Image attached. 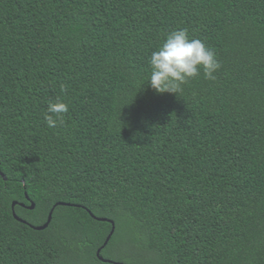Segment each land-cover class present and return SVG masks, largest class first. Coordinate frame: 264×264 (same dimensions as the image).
<instances>
[{"label":"trees","instance_id":"16d2710c","mask_svg":"<svg viewBox=\"0 0 264 264\" xmlns=\"http://www.w3.org/2000/svg\"><path fill=\"white\" fill-rule=\"evenodd\" d=\"M178 29L221 68L157 94ZM0 172V264H264V0H0Z\"/></svg>","mask_w":264,"mask_h":264},{"label":"clouds","instance_id":"9594fccd","mask_svg":"<svg viewBox=\"0 0 264 264\" xmlns=\"http://www.w3.org/2000/svg\"><path fill=\"white\" fill-rule=\"evenodd\" d=\"M151 73L147 82L157 94L182 92V86L201 74L205 79L215 80V73L221 68L216 53L200 39H189L186 29L168 33L161 46L151 53ZM68 105L59 99L49 102L45 122L55 128L63 123V114Z\"/></svg>","mask_w":264,"mask_h":264},{"label":"water","instance_id":"95a60500","mask_svg":"<svg viewBox=\"0 0 264 264\" xmlns=\"http://www.w3.org/2000/svg\"><path fill=\"white\" fill-rule=\"evenodd\" d=\"M0 176L3 178V180H5V176H4L1 172H0ZM25 199H26V201L29 203V206L26 207L24 204H18L17 202H13V203H12V206H11V207H12V210H13V217L15 218L16 221H18V222H20V223H23V224H26V223H25L24 221H22L21 219H19V218L15 215V213H14V207H15L16 205H19L20 207H22V208H26V209H28V210H33V209L35 208L34 203H33L32 201H30V199L28 198L27 194H25ZM57 206H69V205H67V204H63V203H58V204H56V205L52 208L51 212L49 213L46 223H45L44 225L40 226V227H32V228H33L34 230H36V231H43V230H45V229L49 226V224H50V222H51V219H52V213H53V210H54L55 207H57ZM93 219H96L97 221H108V220H106V219L94 218V217H93ZM108 223L111 224L112 229H111L109 235L107 236V238H106V240H105L103 246H102V247L97 251V253H96L98 260L101 261V262H104V263H111V262L105 260L104 258H102V257L100 256V252H101L102 249H104V248L107 246V244H108V242L110 241V239H111V237H112V235H113V233H114V230H115V227H114L113 222L108 221ZM114 264H122V263H114Z\"/></svg>","mask_w":264,"mask_h":264},{"label":"rangeland","instance_id":"374dc122","mask_svg":"<svg viewBox=\"0 0 264 264\" xmlns=\"http://www.w3.org/2000/svg\"><path fill=\"white\" fill-rule=\"evenodd\" d=\"M114 247H115V249H114ZM123 251H124V243H123V241L118 239V241L111 248H109V250L107 251L106 257L111 256L113 259H116L118 257H122L123 253H121V252H123ZM109 260H111V259H109ZM74 263L87 264V262L83 258H81V256H77V257H75V259H73L71 261L67 260L66 264H74ZM120 263L127 264L125 261H121Z\"/></svg>","mask_w":264,"mask_h":264}]
</instances>
